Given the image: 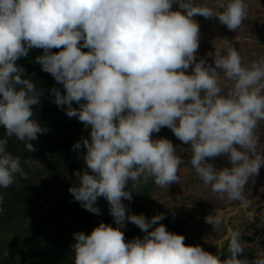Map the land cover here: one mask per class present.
<instances>
[{
	"label": "clouds",
	"instance_id": "clouds-1",
	"mask_svg": "<svg viewBox=\"0 0 264 264\" xmlns=\"http://www.w3.org/2000/svg\"><path fill=\"white\" fill-rule=\"evenodd\" d=\"M248 11V0H0V188L23 175L9 138L36 151L33 141L49 131L33 118L44 89L17 63L30 50H43L36 62L63 87L49 89L52 102L90 129L72 145L86 150V167L68 191L95 215L105 198L116 226L74 232V264H264V247L249 258L239 230H230L226 251L212 253L169 231L164 213L136 214L125 203L149 180L167 189L180 183L177 146L153 135L166 127L188 146L206 188L250 205L246 186L264 167V56L246 63L226 42L199 57L196 19L214 17L236 32ZM217 158L228 166L217 167ZM205 221L215 228L222 217ZM127 223L143 236L126 240Z\"/></svg>",
	"mask_w": 264,
	"mask_h": 264
},
{
	"label": "trees",
	"instance_id": "trees-1",
	"mask_svg": "<svg viewBox=\"0 0 264 264\" xmlns=\"http://www.w3.org/2000/svg\"><path fill=\"white\" fill-rule=\"evenodd\" d=\"M42 52V49L34 48L17 63L25 68L26 75L30 76L38 90L44 89L45 94L40 97V105L35 106L33 118L49 131L39 134L38 139L33 141L36 151H27L25 142L15 137L9 138L7 150L20 157L25 177L17 174L11 187L0 188V194L6 199L4 204L8 207L5 214H0V227L8 225L13 218L23 221V229L16 232L12 242L22 251L17 258L19 264H74L71 245L75 240L72 234L77 231L90 234L97 226V215L88 211L79 213V202L74 199L64 202L50 192L63 186L56 179L61 171L80 167L81 162L76 156L79 149L73 151L72 145L86 133L81 130L76 117L71 120L52 102L49 89L55 85L63 92V87L57 85L51 74L42 71L36 62L35 57ZM4 135L5 130L0 128V138ZM35 160L40 161L43 167L35 163L30 170L26 163ZM28 170L31 173L27 174ZM217 251L214 248L211 252Z\"/></svg>",
	"mask_w": 264,
	"mask_h": 264
},
{
	"label": "rangeland",
	"instance_id": "rangeland-1",
	"mask_svg": "<svg viewBox=\"0 0 264 264\" xmlns=\"http://www.w3.org/2000/svg\"><path fill=\"white\" fill-rule=\"evenodd\" d=\"M74 106L77 105L74 104ZM79 123L81 130L87 135L90 129H85L82 122L79 121ZM153 135L155 138L167 137L174 146H177V155L183 161L179 173L181 180L180 183L173 182L170 184L168 189L158 187L151 180L139 184L134 190L133 200L131 202L125 201L131 211L136 214L143 213L148 217L164 213L165 219L160 223H163L169 231L184 235L186 245L199 244L209 252L214 248L218 251H224V249L226 251L230 230H239L242 233L245 254L249 258L256 256L264 247V200L260 199L255 192H251V203L248 206H243L240 202L231 201L227 198L220 199L202 184L191 168L189 163L191 153L187 150V145L182 144L166 127ZM85 151L81 148L79 155L76 153L81 162L78 169L70 167L68 171H61L56 177L63 186H60V189L55 192H50L52 196L64 202L73 199L68 189L75 182L74 171H80L86 167L82 159ZM221 159L215 160L216 166H228V162ZM27 165L31 170L35 166V161L26 163ZM28 172L31 173L28 170L27 174H29ZM249 187L248 183L245 189L248 193H250ZM5 202L6 199L0 194V208L3 209L0 214H5V209L8 208L4 204ZM97 206L101 209V213L95 216L97 225L103 221L115 227L113 218L108 211L107 200L103 197L98 198ZM218 208L226 209L218 210ZM86 211L80 207L79 213H86ZM208 214L221 215L222 222L214 228L213 225L205 221ZM23 227V221L14 218L8 225L0 227V264H19V254L22 251L12 242L17 235L16 232L21 231ZM122 231H124L126 240L143 236L141 230L132 223H127L126 228Z\"/></svg>",
	"mask_w": 264,
	"mask_h": 264
},
{
	"label": "crops",
	"instance_id": "crops-1",
	"mask_svg": "<svg viewBox=\"0 0 264 264\" xmlns=\"http://www.w3.org/2000/svg\"><path fill=\"white\" fill-rule=\"evenodd\" d=\"M209 3H214V0H209ZM248 4V17L236 32L228 30L214 17H196L200 24L199 57H204L207 52H214L215 49L223 51L226 42L239 50L246 63L264 56V0H248ZM207 59L212 63L211 57ZM248 183L249 192L257 193L264 200V167L261 168L259 176L250 179Z\"/></svg>",
	"mask_w": 264,
	"mask_h": 264
}]
</instances>
